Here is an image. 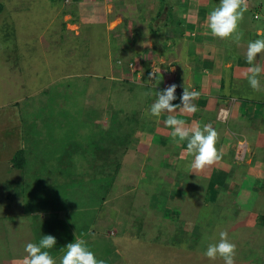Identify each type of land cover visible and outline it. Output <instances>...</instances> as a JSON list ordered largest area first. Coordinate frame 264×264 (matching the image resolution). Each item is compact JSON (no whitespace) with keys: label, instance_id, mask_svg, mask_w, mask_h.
Masks as SVG:
<instances>
[{"label":"rangeland","instance_id":"374dc122","mask_svg":"<svg viewBox=\"0 0 264 264\" xmlns=\"http://www.w3.org/2000/svg\"><path fill=\"white\" fill-rule=\"evenodd\" d=\"M15 1L23 4V0ZM149 1H145L144 7H149ZM13 4L11 12L17 15L23 12L22 5L19 8L20 5L15 4L13 9ZM142 12L145 14V10ZM70 30H79L78 25H70ZM11 31L9 24L0 27V70L4 73L12 64L20 65V60L16 62L18 57L14 56ZM100 34L102 39L105 33L101 30ZM166 34L172 35L169 30ZM78 37L74 42L72 38L62 40L59 43H65L62 50L54 47L44 51L47 59L42 55L43 49L36 48L41 63L35 62V65H48L52 71L39 73L38 85L33 90L16 89L21 92L20 97H16L22 100L19 105L0 109L3 119L0 122V264H24L25 243L38 242L48 233L57 238L56 245L49 249L57 264L63 246L75 236L85 239L106 264H164L158 263L159 258L174 256L185 264H199L203 258L215 264L203 251L208 243L219 238L221 230H226L228 238L236 244L235 264H238L236 259L241 264H264V200L257 199L250 204L258 208L257 213L249 215L241 210L225 224L219 206L206 207L191 198L186 202L190 205L188 220L197 222V235L195 228L183 229L180 223L170 222L169 216L155 210L149 197L154 183L151 177L145 178L139 154L128 150L129 144L122 152L117 147L120 133L133 128L132 116L136 112L141 113L139 116L145 115L141 112L145 107V93L143 87L136 84L137 73L132 67L124 68L111 89L106 75L112 72L99 69V64H105L104 45L107 47V43L103 45L98 38L88 44ZM62 52L68 59L80 57L84 62L88 56L95 55L94 62H90L93 65L86 67L90 76H84V72L62 78L61 73L65 71L60 72L58 65ZM112 60H107V65L115 66L116 60ZM120 60L117 59L118 64ZM10 74L16 78L15 74L19 73ZM39 82L47 85L44 83L41 87ZM7 85L12 87L14 83L9 81ZM0 92L5 97L8 90ZM120 119L123 131L118 132L115 129ZM102 129L109 133L101 136ZM21 149H24L25 159L21 166H16ZM119 158L120 167L113 175ZM159 185L154 184L156 188ZM193 207L200 208L194 210ZM238 210L237 207L227 208V213ZM181 219L179 215L178 220ZM178 231L183 241L176 242L174 251L172 243L175 242L171 240L178 238ZM167 240L169 243L164 244ZM156 244L164 246L155 247ZM179 247L182 249L178 250ZM179 253H186L187 257ZM216 259L223 261L219 256Z\"/></svg>","mask_w":264,"mask_h":264},{"label":"crops","instance_id":"0c3cea01","mask_svg":"<svg viewBox=\"0 0 264 264\" xmlns=\"http://www.w3.org/2000/svg\"><path fill=\"white\" fill-rule=\"evenodd\" d=\"M10 1L20 5L19 8L22 5L23 12H18L19 15L11 12L13 3ZM145 1L23 0V4L15 0L1 1L0 27L10 25L14 56L18 57L16 62L20 60V65L6 67L8 70L5 73L0 70V91L8 90L5 97L0 92V109L19 105L22 100L16 97H20L21 92L16 89L33 90L38 85V74H50L52 71V67L47 68L48 65H37L41 62L36 48L43 49L42 55L46 58L44 51H51L54 47L62 50L65 43H59L64 39L72 38L74 42L81 36L79 41L89 44V41L99 38L103 45L107 43V47L104 45L105 64H99V69L112 72L106 75L111 89L112 84L119 81L117 78L123 69L129 67L137 73V86L144 89L145 109L141 112L145 115L136 114L141 123L132 130L128 150L139 154L145 178L151 177L156 186L160 184L158 188L154 184L151 186L149 196L155 210L169 216L167 219L170 222L180 223L183 229L195 228L196 235L199 228L197 222L188 220L191 218L188 212L190 205L186 202L191 198L206 207L216 209L219 206V210H223L220 216H224L225 224L238 216L241 210L249 215L250 212L257 213L258 208L250 204L257 199L264 200L260 195H264V87L257 91L249 86L246 75L249 62L245 53L249 40L257 38L258 34L264 36V0L245 1L247 9L238 25V31L242 33L239 41L214 36L207 27V14L218 5L219 0H150L149 7H144ZM72 24L78 25L79 30H70ZM101 30L105 33L102 39ZM166 30L172 35L166 34ZM63 54L58 59L59 71H65L61 73L62 78L84 72V76H90L87 68L93 65L90 62H94L95 55L88 56L84 62L80 57L68 59ZM118 58L122 66L118 64ZM109 59L116 60L115 66L107 65ZM253 63L264 65V52L258 53ZM70 65L73 67L69 71ZM153 68H160L158 74L162 75L157 85L154 77L149 76ZM13 72L20 75L15 74V78L10 74ZM9 81L14 86L8 87ZM90 81L96 82L95 79ZM44 83L47 85L46 82H39L41 87ZM171 83L177 84L174 104L179 103L184 85L201 93L194 101L198 105L197 111L189 113L180 107L174 110L173 114L184 121V126L208 123L217 130L216 147L222 156L202 169L194 171L189 167L194 154L187 151L186 141L177 143L171 137V127L164 123L167 113H162L157 120L148 112L150 104L156 99L157 89L162 90ZM261 84L264 85V73L261 74ZM0 119L2 122V117ZM233 207H237L238 212L228 214L227 208ZM199 208L193 207L194 210ZM179 215L182 218L180 221ZM177 235L178 238L171 240L175 242L172 243L174 251L176 242L183 241L181 231ZM158 245L164 246L156 244L155 247ZM179 255L186 256V253ZM176 257L159 260L156 257V262L186 263L179 262ZM236 261L241 264L238 259ZM212 262L223 264L219 259ZM199 264L212 263L203 258Z\"/></svg>","mask_w":264,"mask_h":264},{"label":"clouds","instance_id":"9594fccd","mask_svg":"<svg viewBox=\"0 0 264 264\" xmlns=\"http://www.w3.org/2000/svg\"><path fill=\"white\" fill-rule=\"evenodd\" d=\"M247 9L245 0H219L216 7L207 14V27L214 36L221 38L231 37L239 41L242 33L238 31L239 21ZM264 52V36L258 34L257 38L249 40L245 53V58L249 62L247 80L249 86L254 90H261V74L264 73V65L253 63L258 53ZM160 68H153L149 73L157 83L162 79L159 75ZM157 88V87H156ZM177 84L171 83L162 90L155 93L156 99L150 104L148 112L151 116L159 119L162 113H167L164 121L165 125L171 127V137L175 142H187V151L193 153V159L189 167L198 170L205 165L219 160L222 152L216 147L217 130L208 123L202 126L185 127L184 121L173 114L177 107L186 112H195L198 105L194 101L201 95L196 89H190L184 85L179 94V103H172L177 100ZM219 238L208 243L203 251V255L210 260H215L218 256L222 258L223 264H235L236 244L228 238V232L221 230ZM57 243V238L53 234H43L38 242L29 241L24 245V264H57L56 258L50 253ZM63 254L60 256L58 264H106V261L98 258L85 239L76 237L63 246Z\"/></svg>","mask_w":264,"mask_h":264},{"label":"trees","instance_id":"16d2710c","mask_svg":"<svg viewBox=\"0 0 264 264\" xmlns=\"http://www.w3.org/2000/svg\"><path fill=\"white\" fill-rule=\"evenodd\" d=\"M2 7H3V5L0 3V10L2 9ZM139 112H136L135 114H134V116H132V118H131V121H132V123H130L131 124V126L133 127V128H131V129H126L127 130V132H124V133H120V136H119V143L117 144V147H120L119 148V152H122L123 150H126L127 149V146H128V144H129V142H130V139H131V134H132V130L134 129V127L137 125V124H139V123H141V121L139 120V119H137L136 118V114H138ZM121 124H123V121L120 119L119 120V122L116 124L117 126H118V128L117 129H115V130H117L118 132H120L121 130L123 131V128H121L120 126H121ZM111 125H113V124H111ZM116 125H113L114 127H117ZM113 131V130H112ZM109 133V131H107L106 129H102V133H101V136H105L106 134H108ZM112 133V132H111ZM124 155V152H123V154H122V156ZM25 159V156H24V149H21L20 150V152H19V157H18V159L17 160H15V165L16 166H21L22 165V161ZM120 161H121V158H119V160L116 162V164H115V168H114V173H113V175L114 174H116V172H117V170H118V168L120 167ZM72 239H74V238H72Z\"/></svg>","mask_w":264,"mask_h":264},{"label":"built area","instance_id":"2783aa9c","mask_svg":"<svg viewBox=\"0 0 264 264\" xmlns=\"http://www.w3.org/2000/svg\"><path fill=\"white\" fill-rule=\"evenodd\" d=\"M246 1V0H245ZM257 16V15H256Z\"/></svg>","mask_w":264,"mask_h":264}]
</instances>
